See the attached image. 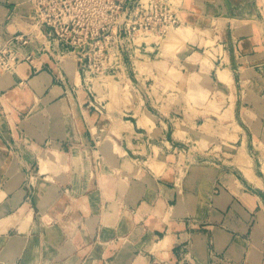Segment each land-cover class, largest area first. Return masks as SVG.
<instances>
[{
    "label": "crops",
    "instance_id": "obj_1",
    "mask_svg": "<svg viewBox=\"0 0 264 264\" xmlns=\"http://www.w3.org/2000/svg\"><path fill=\"white\" fill-rule=\"evenodd\" d=\"M29 2L0 0V47ZM228 4L211 72L228 90V148L180 184L175 161L141 164L147 145L93 146L85 88L76 99L50 56L0 69V264H264V0ZM160 105L150 130L123 134L182 148L189 129L168 130Z\"/></svg>",
    "mask_w": 264,
    "mask_h": 264
},
{
    "label": "rangeland",
    "instance_id": "obj_2",
    "mask_svg": "<svg viewBox=\"0 0 264 264\" xmlns=\"http://www.w3.org/2000/svg\"><path fill=\"white\" fill-rule=\"evenodd\" d=\"M82 1L88 6L74 5L68 13L76 18L75 26L68 30L57 26L64 35L61 38L37 37L35 22L24 19L23 31L8 37L0 52L7 50L8 57L28 53L32 63L37 56L48 55L59 70L69 73L76 99L85 88L93 146L101 145L105 137L121 147L131 140L147 145L154 152L145 155L141 164L160 170L161 161H175L171 164H177L179 184L194 166L215 161L214 154L217 160L223 157L220 152L228 141V90L215 88V74L211 75L225 50L221 30L225 21L215 19L228 13L223 1ZM24 34L23 39L12 38ZM221 80L227 84L230 78L224 73ZM161 103L168 130L189 129L190 139L182 148L170 151L169 146L164 152L163 137L123 134L130 123L136 130L137 125L150 130ZM26 187L31 200L34 186Z\"/></svg>",
    "mask_w": 264,
    "mask_h": 264
},
{
    "label": "built area",
    "instance_id": "obj_3",
    "mask_svg": "<svg viewBox=\"0 0 264 264\" xmlns=\"http://www.w3.org/2000/svg\"><path fill=\"white\" fill-rule=\"evenodd\" d=\"M30 12L27 14V17L34 19V24L36 25V36L43 39H53L61 38L57 26L66 27L68 30L71 26H75L76 18L70 13V10L73 6L87 7L82 0H30ZM56 29V31L54 30ZM18 35V34H16ZM25 36H14V40L23 39ZM61 36V37H59ZM27 41L24 44H27ZM42 50H45L42 48ZM31 56L27 53L21 55L12 56V53L7 55V50L0 52V69L1 70H10L13 68L15 63L21 62L22 60H30Z\"/></svg>",
    "mask_w": 264,
    "mask_h": 264
},
{
    "label": "water",
    "instance_id": "obj_4",
    "mask_svg": "<svg viewBox=\"0 0 264 264\" xmlns=\"http://www.w3.org/2000/svg\"><path fill=\"white\" fill-rule=\"evenodd\" d=\"M221 1H223L224 5L226 6V8L228 10L229 9V6H230L228 4V1L227 0H221ZM224 17H232L231 12H228L227 14H224ZM26 20L31 21V22H34V19L33 18H30V17L26 18Z\"/></svg>",
    "mask_w": 264,
    "mask_h": 264
}]
</instances>
